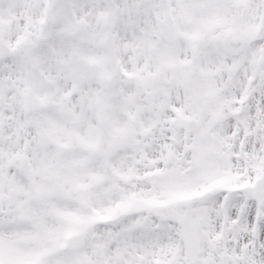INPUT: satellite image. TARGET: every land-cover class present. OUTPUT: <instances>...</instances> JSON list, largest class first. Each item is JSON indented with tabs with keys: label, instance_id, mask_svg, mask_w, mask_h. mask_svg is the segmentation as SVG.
<instances>
[{
	"label": "snow or ice",
	"instance_id": "obj_1",
	"mask_svg": "<svg viewBox=\"0 0 264 264\" xmlns=\"http://www.w3.org/2000/svg\"><path fill=\"white\" fill-rule=\"evenodd\" d=\"M0 264H264V0H0Z\"/></svg>",
	"mask_w": 264,
	"mask_h": 264
}]
</instances>
